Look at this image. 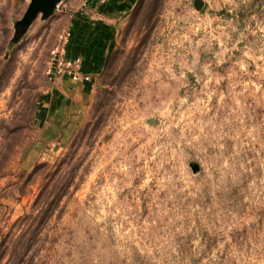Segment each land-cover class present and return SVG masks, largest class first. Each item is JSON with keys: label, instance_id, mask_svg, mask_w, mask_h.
I'll list each match as a JSON object with an SVG mask.
<instances>
[{"label": "rangeland", "instance_id": "1", "mask_svg": "<svg viewBox=\"0 0 264 264\" xmlns=\"http://www.w3.org/2000/svg\"><path fill=\"white\" fill-rule=\"evenodd\" d=\"M31 2L0 0V264H264V0H133L77 94L50 51L104 11Z\"/></svg>", "mask_w": 264, "mask_h": 264}, {"label": "crops", "instance_id": "2", "mask_svg": "<svg viewBox=\"0 0 264 264\" xmlns=\"http://www.w3.org/2000/svg\"><path fill=\"white\" fill-rule=\"evenodd\" d=\"M99 2V8L104 11V17L97 19L96 22H91L88 18L93 19V16L80 15L78 19L72 21L71 39L67 49V57L81 59V72L83 74L94 76L100 71L102 62L108 53L109 44L113 38V27L111 19L118 14L127 11L133 0H95ZM110 1V4H108ZM94 3V2H93ZM64 90L78 93V89L85 84L73 83L68 78H57ZM70 92V91H69Z\"/></svg>", "mask_w": 264, "mask_h": 264}, {"label": "trees", "instance_id": "3", "mask_svg": "<svg viewBox=\"0 0 264 264\" xmlns=\"http://www.w3.org/2000/svg\"><path fill=\"white\" fill-rule=\"evenodd\" d=\"M54 186L55 185H50V188H53ZM56 193H52V189H49L48 186L46 189H42L33 202L31 211L19 216L12 225L30 226L35 223L38 226V224H44L46 220H49L52 217L55 208L58 207L60 196L62 197V195L59 196V194ZM51 194H53V196H51ZM38 235L39 234L37 233H30L29 236L21 235V237L19 235L17 237H20L17 241L18 247L11 251L12 256L9 255L7 264H28L29 262H31V259L26 253L30 250L32 243L37 241ZM24 236L26 239L23 238ZM2 237L3 236H0V244H2V247L6 248L7 250L6 246L10 240L11 235L8 234L7 236L3 238Z\"/></svg>", "mask_w": 264, "mask_h": 264}, {"label": "built area", "instance_id": "4", "mask_svg": "<svg viewBox=\"0 0 264 264\" xmlns=\"http://www.w3.org/2000/svg\"><path fill=\"white\" fill-rule=\"evenodd\" d=\"M71 39L70 26L64 30L50 51L51 70L59 78H68L73 83L85 84L90 76L81 72V59L67 57V49Z\"/></svg>", "mask_w": 264, "mask_h": 264}, {"label": "water", "instance_id": "5", "mask_svg": "<svg viewBox=\"0 0 264 264\" xmlns=\"http://www.w3.org/2000/svg\"><path fill=\"white\" fill-rule=\"evenodd\" d=\"M29 8V16L33 17L35 14L41 13L44 18L49 17L54 12L57 4L61 0H31Z\"/></svg>", "mask_w": 264, "mask_h": 264}]
</instances>
